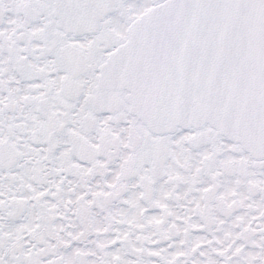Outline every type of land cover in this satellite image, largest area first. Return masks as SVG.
<instances>
[{
    "label": "snow or ice",
    "instance_id": "6c2138e0",
    "mask_svg": "<svg viewBox=\"0 0 264 264\" xmlns=\"http://www.w3.org/2000/svg\"><path fill=\"white\" fill-rule=\"evenodd\" d=\"M0 264H264V0H0Z\"/></svg>",
    "mask_w": 264,
    "mask_h": 264
}]
</instances>
